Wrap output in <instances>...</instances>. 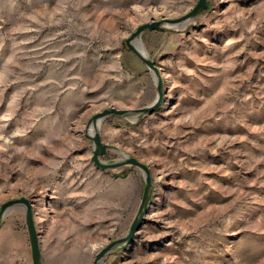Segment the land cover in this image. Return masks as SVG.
<instances>
[{
  "label": "rangeland",
  "instance_id": "1",
  "mask_svg": "<svg viewBox=\"0 0 264 264\" xmlns=\"http://www.w3.org/2000/svg\"><path fill=\"white\" fill-rule=\"evenodd\" d=\"M197 0H0V207L27 198L42 264H93L136 216L144 174L91 160L92 117L142 108L157 76L127 46ZM139 39L158 107L98 122L100 160L134 157L151 191L130 241L101 264H264V0H206ZM24 205L0 264H32Z\"/></svg>",
  "mask_w": 264,
  "mask_h": 264
},
{
  "label": "water",
  "instance_id": "2",
  "mask_svg": "<svg viewBox=\"0 0 264 264\" xmlns=\"http://www.w3.org/2000/svg\"><path fill=\"white\" fill-rule=\"evenodd\" d=\"M206 0H197V3L195 6L186 14L183 16L176 18V19H162L159 21H152L148 23H143L139 25L130 35L129 38L126 39V44L128 48L141 60L144 62V64L150 68L154 74L157 76L156 79V97L153 100L152 103L149 105L137 108L133 110H124V109H116L114 107H109L104 109L102 112H99L95 114L91 119V125L93 126L90 133H88L89 138L93 141V153L91 156V160L94 163V165L100 167L101 169H107V168H114L121 166L123 164H130L134 165L137 168H139L143 174H144V188L142 197L140 200V204L136 213V216L133 218L128 232L123 235L120 238L111 240L109 243H107L104 247H102L95 255L93 264H101L102 257L108 253L112 248H114L117 245L124 244L131 240L133 237L135 231L139 228L142 218L144 216V213L146 212L149 197H150V191H151V181H150V172L146 164L138 161L134 157H122L123 159L114 161L111 163H105L100 160V156L104 154L107 145L104 144L101 141L100 134L97 130L98 122L104 119L106 116L109 115H120L123 116L125 114L133 113V114H145L150 113L154 111L160 102V99L162 98V85L161 81L158 78V72L156 69V66L154 65V62L146 56L144 53L141 41L139 39L141 33L144 30H157L159 29L163 24L168 23L172 24L174 26H177L180 22H185L188 19H190L192 16H194L198 11L203 10L206 8ZM23 204L24 209V217H25V225L27 228L28 238H29V244L31 248V257H32V264H42L41 259V249L38 239V233L35 228L34 220H33V213L31 208V203L27 198H20V199H14L7 201L3 203L0 207V224L2 222V219L4 215L9 211L11 207H13L16 204Z\"/></svg>",
  "mask_w": 264,
  "mask_h": 264
}]
</instances>
